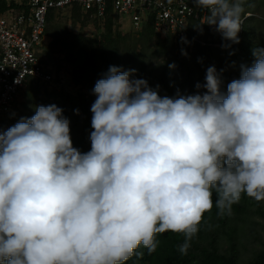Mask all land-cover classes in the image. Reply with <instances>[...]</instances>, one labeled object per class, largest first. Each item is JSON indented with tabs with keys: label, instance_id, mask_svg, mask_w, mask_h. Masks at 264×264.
<instances>
[{
	"label": "clouds",
	"instance_id": "1",
	"mask_svg": "<svg viewBox=\"0 0 264 264\" xmlns=\"http://www.w3.org/2000/svg\"><path fill=\"white\" fill-rule=\"evenodd\" d=\"M193 3L240 42L241 0ZM253 56L226 92L211 66L203 94L177 98L111 66L93 89L86 153L55 104L0 130V264H126L167 232L186 254L214 204L224 215L244 195L264 202V48Z\"/></svg>",
	"mask_w": 264,
	"mask_h": 264
},
{
	"label": "trees",
	"instance_id": "2",
	"mask_svg": "<svg viewBox=\"0 0 264 264\" xmlns=\"http://www.w3.org/2000/svg\"><path fill=\"white\" fill-rule=\"evenodd\" d=\"M241 2L244 8L241 19L244 20L238 34L239 43L224 40L216 30L192 19L188 39L176 47L169 36L163 37L156 32L152 18L142 28H133L132 34L121 32L120 15L114 12L111 2L103 16L95 14V7L85 11L76 3L63 9H50L45 33L52 39L43 46V51L48 62L53 63L57 70L61 68L56 58L62 54V61L73 68L71 85L79 88L78 91L84 89L86 94L79 92L74 95L66 88L56 91L52 87L47 94L41 93L36 84L28 79L23 107H17L11 119L17 123L22 117L33 116L37 106L58 103L49 100L47 95L62 97L58 107L64 105L63 116L69 121L73 117L76 122H82L71 135L73 146L86 153L91 150V106L96 99L93 89L111 66L122 71L135 69L131 78L145 79L161 97L170 98L203 94L206 90L203 87L198 89L196 85L205 83L207 68L214 66L222 81L221 91L226 92L227 84L239 79L242 66L253 64V49L264 48V0ZM21 6H25V3L0 0L3 11ZM66 10L70 11L71 22L79 23L83 28L96 20L99 36L88 41L83 32H75L67 24H62L63 11ZM247 13L251 15L247 16ZM256 13L260 16H255ZM192 35L198 40H192ZM173 61L180 66L169 67ZM66 78L68 82L69 77ZM66 98L68 102L64 101ZM15 103L16 99L11 110ZM157 239L160 243L154 252L149 253L141 246L137 252L142 255H134L126 264H264V202H256L244 195L239 203L232 206L231 214L224 215L219 214L214 204L212 210L204 214L199 231L191 240L186 254L179 251V246L184 243L183 234L167 232L158 234Z\"/></svg>",
	"mask_w": 264,
	"mask_h": 264
},
{
	"label": "built area",
	"instance_id": "3",
	"mask_svg": "<svg viewBox=\"0 0 264 264\" xmlns=\"http://www.w3.org/2000/svg\"><path fill=\"white\" fill-rule=\"evenodd\" d=\"M109 2L115 13L128 17L131 27L140 29L152 18L156 32L169 36L175 43L188 39L192 19L203 24L208 15L193 0H20L25 6L0 11V117L11 110L28 79L36 85L64 88L66 76L53 63L48 64L42 57L44 52H38L48 43L45 33L48 11L76 3L85 11L95 7L96 15L103 16ZM191 39L198 40L194 35ZM48 65L53 70L45 68Z\"/></svg>",
	"mask_w": 264,
	"mask_h": 264
},
{
	"label": "rangeland",
	"instance_id": "4",
	"mask_svg": "<svg viewBox=\"0 0 264 264\" xmlns=\"http://www.w3.org/2000/svg\"><path fill=\"white\" fill-rule=\"evenodd\" d=\"M96 14V13H95ZM251 15V14H250ZM255 16H260V14L256 13L254 14ZM248 16V15H247ZM119 20L122 22L121 23V32H126V33H130L132 34L134 31H133V27H131V24L130 22L128 21V17L127 16H123V15H120L118 16ZM61 23L62 24H67L69 26V28L75 32H83L84 35H85V38L88 40V41H93L96 37L99 36V32L100 30L98 29V22L96 20H93V21H90L84 28L83 26L81 27V25L79 23H72L71 20H70V11L66 10V11H63V17L61 19ZM120 30V29H119ZM241 32V31H240ZM52 37H47V41H51ZM176 45H179V43H175V47ZM91 46V44H90ZM178 47V46H177ZM38 52H44L43 51V48L39 49ZM42 57L44 59H46V61L48 62V59L46 57V54L42 55ZM63 55H58L56 60L59 64V68L61 69H58L59 70V73L63 74V75H68L66 77H69V81L64 83V88H66L67 90H69L71 93H73L74 95H77V93L81 92V93H85L86 94V91L84 89H81L80 88V91L79 88H76L74 87V85H71V72H72V66L66 62V61H62L63 60ZM157 60H155L156 62ZM160 61H162V59H160ZM49 64V62H48ZM157 65V64H155ZM173 65L175 66V68H178V66H180V64L176 63L175 61H173ZM55 66V65H54ZM45 68H48V69H52L50 65L48 66H45ZM179 77V76H178ZM132 79H137V78H132ZM37 88L39 89V91L41 93H48V90H52L50 89V87L47 88V86L41 84V85H36ZM53 88V87H52ZM56 91H59V89H56ZM27 93V90L22 89V91L19 92V94L17 95L16 97V103H15V108L13 107V109L11 110V112L4 115V117H1L0 118V129L2 130H7L9 127L11 126H14L16 124V121L14 122L12 119H11V115L16 113V108L19 107V108H22V101L25 100V94ZM49 97V100H55L56 103L58 101V103L56 104L57 106H59V103L61 102V99L62 97H59L57 98L58 96L56 95H47ZM65 102H68V99L66 98L64 100ZM62 108H64V105L62 106ZM82 125V122L81 120L79 122H76L75 119L73 117L70 118V130H71V126H72V130H71V135L72 133H75L76 130Z\"/></svg>",
	"mask_w": 264,
	"mask_h": 264
},
{
	"label": "crops",
	"instance_id": "5",
	"mask_svg": "<svg viewBox=\"0 0 264 264\" xmlns=\"http://www.w3.org/2000/svg\"><path fill=\"white\" fill-rule=\"evenodd\" d=\"M9 1H11V0H9ZM17 1L20 2V0H17ZM0 11H3V10L0 9ZM5 11H6V10H5ZM47 37H48V35H47ZM49 37H50V36H49Z\"/></svg>",
	"mask_w": 264,
	"mask_h": 264
}]
</instances>
